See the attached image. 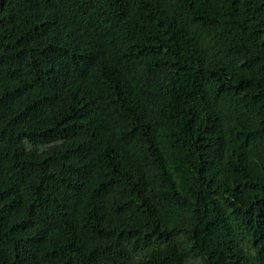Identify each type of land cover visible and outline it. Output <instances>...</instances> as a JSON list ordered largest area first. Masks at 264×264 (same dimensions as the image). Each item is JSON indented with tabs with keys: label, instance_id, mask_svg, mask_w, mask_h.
<instances>
[{
	"label": "trees",
	"instance_id": "obj_1",
	"mask_svg": "<svg viewBox=\"0 0 264 264\" xmlns=\"http://www.w3.org/2000/svg\"><path fill=\"white\" fill-rule=\"evenodd\" d=\"M0 264H264V0H0Z\"/></svg>",
	"mask_w": 264,
	"mask_h": 264
}]
</instances>
